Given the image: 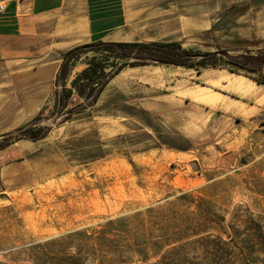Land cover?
Returning a JSON list of instances; mask_svg holds the SVG:
<instances>
[{"label": "rangeland", "instance_id": "rangeland-1", "mask_svg": "<svg viewBox=\"0 0 264 264\" xmlns=\"http://www.w3.org/2000/svg\"><path fill=\"white\" fill-rule=\"evenodd\" d=\"M33 1L0 0L6 5L2 16L16 11L29 19L24 35L37 16ZM96 6L86 0L54 6L62 9L43 13L36 31L40 49L54 44L55 53L0 62V144L12 143L0 152V264H264L263 103L223 110L181 104L150 112L141 105L145 101L163 109L166 104L141 87L134 103L126 96L111 101L107 92L96 106L98 100L76 93L67 100L51 75L40 81L36 70L52 60L61 66L73 43L68 35L85 27ZM81 52L68 89L91 61H114L98 48ZM214 60L248 79L264 77V53L239 62L220 53ZM60 99L72 111L68 121L65 102L56 104ZM30 124L46 136L4 140Z\"/></svg>", "mask_w": 264, "mask_h": 264}, {"label": "crops", "instance_id": "crops-1", "mask_svg": "<svg viewBox=\"0 0 264 264\" xmlns=\"http://www.w3.org/2000/svg\"><path fill=\"white\" fill-rule=\"evenodd\" d=\"M86 1L98 6L85 17V27L80 28L77 34L72 32L68 35L66 40L75 44L71 43L67 50L98 41L178 42L183 49L213 54L219 52L238 62L246 56L256 57L264 53V0H211L206 6H180L175 9L159 5L128 6L142 3V0H124L123 4L120 0ZM65 3L67 0H34L32 12L37 16L30 17L32 30L25 35L22 25L29 19L25 20L16 11L13 15L2 16L6 10L0 14V62H21L28 56L53 55L56 50L54 44L45 51L40 49L43 42L36 31V24H39L43 13L61 10L54 9V6L59 4L64 8ZM76 39H81L80 43H76ZM59 62L52 60L37 69L40 81H46L51 75L55 82ZM140 87L144 95L166 104L163 109L156 101H145L141 105L150 112L174 111L175 106L181 104L207 110H223L225 106L238 109L240 105L247 107L249 104L252 107L257 101L263 103L264 108V84L255 80L225 68L197 70L159 64L123 69L110 80L99 99L108 92L107 97L111 101L122 102L125 101L122 97L126 96L127 103H134L135 96L141 94L138 91Z\"/></svg>", "mask_w": 264, "mask_h": 264}, {"label": "trees", "instance_id": "trees-1", "mask_svg": "<svg viewBox=\"0 0 264 264\" xmlns=\"http://www.w3.org/2000/svg\"><path fill=\"white\" fill-rule=\"evenodd\" d=\"M85 48H98L100 51H107L108 61L103 65H95L93 61L88 64V67L82 72L78 73L77 76L71 81V88H67V83L70 79L75 63L78 61V58L81 57V54ZM81 52V53H80ZM110 54V55H109ZM164 54V56H159ZM219 53H204L194 50H186L182 48L181 43L172 42V43H106L102 41L84 44L77 46L70 50H67L62 55V63L59 68L55 80V86L61 85L63 90L67 93L66 99H70L73 93H76L80 98L91 99L94 103L98 100L100 94L106 87V85L112 80L116 75H118L123 69L127 67H138L147 65L148 60H154L159 65L166 66H182L185 68H196L197 70L202 68H226L222 64H218L217 61H212L217 57ZM134 57L137 59L135 62H129V58ZM164 57V58H163ZM193 59H197L196 64L193 63ZM229 64H235L240 68H244V65H241L237 61H226ZM109 68V69H108ZM259 84H264V77L262 79H255ZM58 105L62 102L65 104L62 106L63 111L66 110L68 103L64 99L56 101ZM70 113L65 111L64 114H67L65 121L69 120ZM37 127H34L33 124L29 126H23L17 130L16 133H9L4 137V140H9L10 138L16 137L15 141L22 140L24 138L29 139H39L44 138L47 132L40 134L41 128L36 130ZM10 144H0V152L7 148Z\"/></svg>", "mask_w": 264, "mask_h": 264}, {"label": "built area", "instance_id": "built-area-1", "mask_svg": "<svg viewBox=\"0 0 264 264\" xmlns=\"http://www.w3.org/2000/svg\"><path fill=\"white\" fill-rule=\"evenodd\" d=\"M6 10V5H4L2 2H0V14H3Z\"/></svg>", "mask_w": 264, "mask_h": 264}]
</instances>
